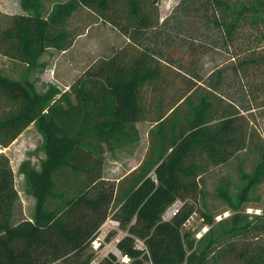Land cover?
<instances>
[{"label":"trees","instance_id":"1","mask_svg":"<svg viewBox=\"0 0 264 264\" xmlns=\"http://www.w3.org/2000/svg\"><path fill=\"white\" fill-rule=\"evenodd\" d=\"M158 2L65 0L44 15L42 0H18L21 13L0 14V55L29 72L46 67L40 58L48 49L65 51L80 35L68 28L80 8L116 29L126 45L65 91L48 83L39 92L34 80L0 73V148L35 124L44 154L38 169L26 162L19 166L34 198V214L16 224L14 175L8 157L0 154V264H90L89 244L109 217L123 231L116 248L128 264H264V211H242L264 184L258 121L264 119V0L201 1L198 16L220 49L209 48L227 57L223 68L205 77L196 70L194 53L190 65L173 58L171 50L163 55L161 41L174 49L186 45L190 52L207 46L191 40V32L164 31L170 19L159 23ZM181 14L188 17L185 9ZM173 80L179 87L170 94ZM224 84L237 86L240 106L220 94ZM141 121L153 123L147 155L117 183L105 180L104 151L137 144ZM242 152H256L257 159L248 172H239L237 191L216 190L233 214L214 224L213 215L201 213L209 229L196 239L183 224L204 197V173ZM176 199L185 202L183 207L162 221ZM115 234L111 231L107 241ZM96 264L120 263L110 257Z\"/></svg>","mask_w":264,"mask_h":264},{"label":"rangeland","instance_id":"2","mask_svg":"<svg viewBox=\"0 0 264 264\" xmlns=\"http://www.w3.org/2000/svg\"><path fill=\"white\" fill-rule=\"evenodd\" d=\"M16 1L17 0H0V6L4 4L7 5V7H9V12L14 14L17 12ZM42 1V11L44 13V8L48 9V6H50L54 0ZM183 1L188 3L184 5V7L181 5ZM201 1L202 0H159L158 15L159 23L163 22V25L166 20L170 19L163 28L164 31H168L169 33L178 31L182 34L191 32V40L195 38L197 44L202 42L204 44L203 46H207L202 52H196V50L190 52L186 45L174 49L166 47L162 41L160 43V50L163 51L164 56L167 55L168 52L170 53L171 50L173 58H181L183 64L187 63L190 65L192 61L196 60L197 63L195 67L197 72H199L200 76L205 77L209 75L211 71L223 68L226 64L227 57L225 54L209 48L210 46L220 49L218 42L213 43V39L210 36L213 34L212 30L205 24L203 18L198 16V14H201ZM182 9L188 12V17H184L185 14H181ZM175 16L178 17L176 18ZM68 28L81 36L75 38L72 46L65 51H55L51 48L47 50L40 58V61L46 64V67L42 71L29 72L20 62L10 60L0 55V73L14 79L27 77L34 80L35 88L39 92L43 91L48 83H52L65 91L68 89L69 85L88 68L94 66L99 60L109 57L114 49L126 46L124 38L116 29L101 22L93 13L83 8L78 9L69 19ZM181 39L183 40V38L179 40ZM176 42L177 44L179 43V41ZM192 53L198 56L195 60L189 57ZM161 66L168 68L167 65ZM174 68H176V66ZM175 72L176 71L172 70L170 75L175 77ZM176 74L179 76V73ZM178 87L179 85L173 80V84L168 87L169 89L167 88L168 93L172 94ZM235 89H237L235 85L227 87V85L224 84L220 90V94L226 98H228L227 96L231 97L229 100L239 105L238 103L240 102L236 99L237 97L234 94ZM181 111L184 112V109L182 108ZM246 115L247 113L244 114V116ZM256 118H258V114H256ZM258 121L259 126L262 127L260 132L264 134V119L258 118ZM151 125L152 124L147 121L137 123L140 138L137 144L119 148L112 154L106 150L104 151L102 175L105 180L117 183L139 166L149 151L150 137L148 133L151 129ZM41 143L42 136L38 132L36 125L31 124L8 147L0 148V154H4L9 159L10 167L14 175L15 189L18 193V201L12 211L13 224L24 219H31L34 214V198L30 195L24 177L19 173L18 169L23 162L28 163L36 169L39 168V164L44 158L43 151L40 148ZM256 159V152H242L234 156L227 164L208 167L203 175L204 197L203 199L200 197L198 198L197 208L199 214L185 224L184 231H188L195 237L198 232H201L205 224L201 213L207 212L214 216L226 210L229 211L230 209L225 206L224 202L217 196V188L219 186L226 187L231 193H235L240 185L239 172L241 170L248 172L254 165ZM243 207L242 211L244 214H246V209L258 210L260 214L264 211V184L257 188L250 202L243 205ZM113 231L116 233L115 237L106 241V243L102 245L100 252L104 250L108 251L112 245L115 244V239H119L123 235V231L120 229ZM93 254L95 255V253ZM98 257L101 258L100 254H98Z\"/></svg>","mask_w":264,"mask_h":264},{"label":"built area","instance_id":"3","mask_svg":"<svg viewBox=\"0 0 264 264\" xmlns=\"http://www.w3.org/2000/svg\"><path fill=\"white\" fill-rule=\"evenodd\" d=\"M148 176L151 179V181L156 183L157 180H156L155 173L153 171H151L148 174ZM184 203L185 202L180 200V199H176L175 201H173L166 208V210L163 212V214L161 216V220L164 222L169 221L183 207ZM245 213L248 215H252V214L253 215H259L260 211L252 210V209H246ZM197 215H198V208L195 205L193 208L192 214L189 216V218L186 220V222L183 224V226H185V224L190 219H193ZM231 215H232V212L230 210L229 211L226 210L224 212L216 214L213 217V223L214 224L220 223V222L226 220L227 218H229ZM118 227H119L118 221L111 218V217L107 218L100 225V227L98 228L94 238L91 240V242L89 244L93 253H95L94 258L91 260L90 264H96L100 259L110 258V257H113V259H115L120 264H128L130 262V259L126 255H122L121 252L116 248V243L119 240L118 238L115 239V244H113L112 247L108 251L104 250L103 252H100L102 245H104L106 243L107 238H108L109 234L111 233V231L118 229ZM208 229H209V226L204 225L203 228L201 229V232H198L195 235V238L200 239L201 236L203 234H205ZM115 235L113 237H111V239L114 238ZM135 246L138 249H143V250L145 249L143 242L140 240H135ZM98 254H100L101 258L98 257Z\"/></svg>","mask_w":264,"mask_h":264},{"label":"crops","instance_id":"4","mask_svg":"<svg viewBox=\"0 0 264 264\" xmlns=\"http://www.w3.org/2000/svg\"><path fill=\"white\" fill-rule=\"evenodd\" d=\"M62 1H65V0H62ZM62 1H57V0H54L51 4H50V6H48V9L46 8H44V15H47L49 12H50V10H51V8H52V6H53V4L54 3H57V2H62ZM43 2V1H42ZM16 5H17V12L16 13H21V10H20V7H19V4H18V0L16 1ZM42 6H43V4H42ZM44 7H45V5H44ZM0 12L1 13H3V14H7V15H12L13 13H11V12H9V7H7V5H1L0 6ZM16 13H14V14H16ZM79 36H81V35H79ZM78 36V37H79ZM77 38V37H76ZM73 44V43H72ZM72 46V45H71ZM70 46V47H71ZM69 47V48H70ZM68 48V49H69ZM49 50V49H48ZM152 125H151V127L150 128H152L153 127V123H151ZM136 127H137V123H136Z\"/></svg>","mask_w":264,"mask_h":264}]
</instances>
